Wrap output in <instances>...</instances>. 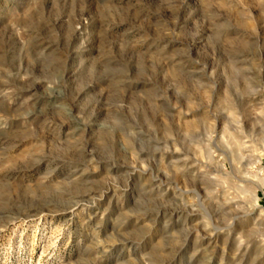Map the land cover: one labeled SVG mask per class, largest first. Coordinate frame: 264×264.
<instances>
[{"label":"rangeland","instance_id":"1","mask_svg":"<svg viewBox=\"0 0 264 264\" xmlns=\"http://www.w3.org/2000/svg\"><path fill=\"white\" fill-rule=\"evenodd\" d=\"M0 264H264V0H0Z\"/></svg>","mask_w":264,"mask_h":264}]
</instances>
